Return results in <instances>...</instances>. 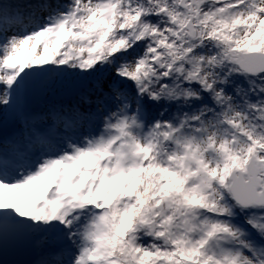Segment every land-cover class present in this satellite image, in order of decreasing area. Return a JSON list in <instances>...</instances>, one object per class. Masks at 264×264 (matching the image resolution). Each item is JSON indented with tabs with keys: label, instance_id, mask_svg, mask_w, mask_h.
Wrapping results in <instances>:
<instances>
[{
	"label": "snow or ice",
	"instance_id": "1",
	"mask_svg": "<svg viewBox=\"0 0 264 264\" xmlns=\"http://www.w3.org/2000/svg\"><path fill=\"white\" fill-rule=\"evenodd\" d=\"M0 264H264V0H0Z\"/></svg>",
	"mask_w": 264,
	"mask_h": 264
}]
</instances>
